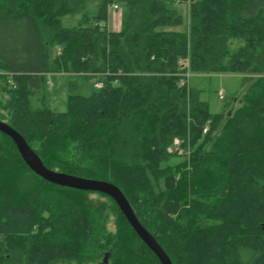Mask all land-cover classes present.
<instances>
[{
  "label": "trees",
  "instance_id": "trees-1",
  "mask_svg": "<svg viewBox=\"0 0 264 264\" xmlns=\"http://www.w3.org/2000/svg\"><path fill=\"white\" fill-rule=\"evenodd\" d=\"M87 1L0 0V120L49 169L119 187L173 264H264V0ZM50 73L71 78L65 112L34 101ZM188 73L249 87L212 115ZM0 264L161 262L111 197L42 179L0 132Z\"/></svg>",
  "mask_w": 264,
  "mask_h": 264
},
{
  "label": "rangeland",
  "instance_id": "rangeland-1",
  "mask_svg": "<svg viewBox=\"0 0 264 264\" xmlns=\"http://www.w3.org/2000/svg\"><path fill=\"white\" fill-rule=\"evenodd\" d=\"M103 0H88L86 2V12L92 15L98 13ZM179 8L184 13L188 7ZM121 8V7H120ZM122 13V8L121 11ZM83 13L70 14L62 17V26L65 28H74L82 25ZM246 74H196L190 73L188 84L193 90L199 91L201 99L208 103L212 115L232 113L239 106L244 94L247 92L249 84L246 82ZM70 76L62 73L44 74L42 77L41 90L35 95L34 101L37 105L43 101L55 112H65L69 108V81ZM79 80V79H78ZM51 82L52 85H48ZM96 90L93 81H79V87L76 94L90 96ZM223 94V95H222ZM0 92V100L3 99ZM42 99V100H41ZM178 143L174 145L172 151L178 153ZM185 157L175 155L168 164L176 165L184 161ZM99 195L94 196L97 198ZM100 198V197H99ZM110 226L113 227L111 223Z\"/></svg>",
  "mask_w": 264,
  "mask_h": 264
},
{
  "label": "water",
  "instance_id": "water-1",
  "mask_svg": "<svg viewBox=\"0 0 264 264\" xmlns=\"http://www.w3.org/2000/svg\"><path fill=\"white\" fill-rule=\"evenodd\" d=\"M0 132L9 136L16 144L23 160L29 168L42 179L66 188L86 192H96L111 197L133 227L139 238L159 258L161 264H173L172 260L156 240V238L142 225L133 207L124 193L116 185L102 180H93L79 176L54 171L46 167L38 154L29 146L25 138L8 123L0 120ZM109 256L105 257L106 263Z\"/></svg>",
  "mask_w": 264,
  "mask_h": 264
},
{
  "label": "crops",
  "instance_id": "crops-1",
  "mask_svg": "<svg viewBox=\"0 0 264 264\" xmlns=\"http://www.w3.org/2000/svg\"><path fill=\"white\" fill-rule=\"evenodd\" d=\"M108 28L110 31H113V32L121 31V28H122V13L121 12L115 11L109 8Z\"/></svg>",
  "mask_w": 264,
  "mask_h": 264
},
{
  "label": "built area",
  "instance_id": "built-area-1",
  "mask_svg": "<svg viewBox=\"0 0 264 264\" xmlns=\"http://www.w3.org/2000/svg\"><path fill=\"white\" fill-rule=\"evenodd\" d=\"M112 8L114 9V10H116V11H121V8H120V6L119 5H117V4H114V5H112ZM111 8V9H112ZM188 76H189V73H188ZM48 85H52V83L51 82H48ZM95 87L97 88V89H102L103 87H104V84L100 81V82H96L95 83ZM223 95V94H222ZM204 132L205 133H207L208 132V127L204 130Z\"/></svg>",
  "mask_w": 264,
  "mask_h": 264
},
{
  "label": "bare ground",
  "instance_id": "bare-ground-1",
  "mask_svg": "<svg viewBox=\"0 0 264 264\" xmlns=\"http://www.w3.org/2000/svg\"><path fill=\"white\" fill-rule=\"evenodd\" d=\"M112 8V7H111ZM113 9V8H112ZM114 10V9H113ZM116 11V10H115Z\"/></svg>",
  "mask_w": 264,
  "mask_h": 264
}]
</instances>
